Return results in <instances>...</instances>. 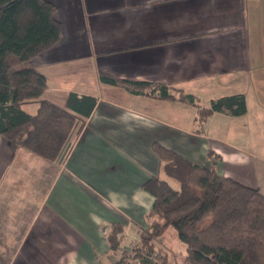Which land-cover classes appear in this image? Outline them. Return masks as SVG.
I'll list each match as a JSON object with an SVG mask.
<instances>
[{
    "label": "crops",
    "instance_id": "1",
    "mask_svg": "<svg viewBox=\"0 0 264 264\" xmlns=\"http://www.w3.org/2000/svg\"><path fill=\"white\" fill-rule=\"evenodd\" d=\"M46 1L56 6L59 39L23 65L46 77L45 99L63 104L75 93L96 105L53 162L0 136V264L131 256L150 224L146 186L166 179L155 146L201 166L212 151L218 173L264 194V0ZM102 79L183 88L203 107L242 94L246 111L199 124L193 105ZM116 223L123 237L112 252L107 234ZM158 244L176 261L184 255L172 228Z\"/></svg>",
    "mask_w": 264,
    "mask_h": 264
},
{
    "label": "trees",
    "instance_id": "2",
    "mask_svg": "<svg viewBox=\"0 0 264 264\" xmlns=\"http://www.w3.org/2000/svg\"><path fill=\"white\" fill-rule=\"evenodd\" d=\"M55 12L56 6L46 0H0V136L13 150L25 149L50 162L96 105L95 98L75 93H69L63 104L45 99L46 77L23 65L58 41L61 25ZM102 80L132 93L193 105L199 124L213 113L238 116L246 111L242 94L222 96L203 107L194 95L172 85ZM31 103H37L34 113L25 109ZM154 149L165 176L178 187L157 176L150 181L146 186L154 198L150 224L131 248L132 255L123 252L115 264H264V194L218 173L219 157L212 151L210 165L201 166L166 147ZM168 228L184 244L181 263L158 244ZM122 237V224H113L107 234L110 251L119 250Z\"/></svg>",
    "mask_w": 264,
    "mask_h": 264
},
{
    "label": "rangeland",
    "instance_id": "3",
    "mask_svg": "<svg viewBox=\"0 0 264 264\" xmlns=\"http://www.w3.org/2000/svg\"><path fill=\"white\" fill-rule=\"evenodd\" d=\"M25 109L27 110V111H30V112H32V113H34L36 110V105H34V104H32V105H27L26 107H25ZM168 181H169V183L174 187V188H177L178 187V182L177 181H175L174 179H171V178H168V177H165ZM131 244V243H130ZM127 245H129V244H127ZM184 252H185V250H184ZM184 252H183V254H184ZM170 253H173V252H170ZM174 254V253H173ZM185 255V254H184Z\"/></svg>",
    "mask_w": 264,
    "mask_h": 264
},
{
    "label": "built area",
    "instance_id": "4",
    "mask_svg": "<svg viewBox=\"0 0 264 264\" xmlns=\"http://www.w3.org/2000/svg\"><path fill=\"white\" fill-rule=\"evenodd\" d=\"M104 233H107V229H104ZM131 255H132V253H131ZM151 258V257H150ZM184 258H185V256L183 255H178V257H177V262L178 263H181V262H183L184 261Z\"/></svg>",
    "mask_w": 264,
    "mask_h": 264
}]
</instances>
